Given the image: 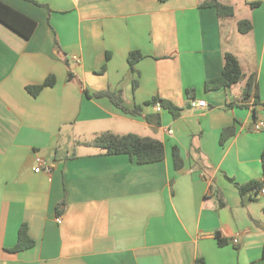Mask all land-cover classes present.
I'll use <instances>...</instances> for the list:
<instances>
[{
  "label": "crops",
  "instance_id": "obj_1",
  "mask_svg": "<svg viewBox=\"0 0 264 264\" xmlns=\"http://www.w3.org/2000/svg\"><path fill=\"white\" fill-rule=\"evenodd\" d=\"M1 1L36 25L24 38L0 21V264H264V194L234 184L263 179L264 128L252 125L264 120V0H218L234 8L223 18L203 0ZM225 52L243 78L206 88ZM49 75L53 85L28 93ZM101 90L140 113L86 94ZM154 96L179 115L144 104ZM106 130L158 138L164 158L139 164L75 142ZM36 156L50 171H34ZM21 224L34 245L10 251Z\"/></svg>",
  "mask_w": 264,
  "mask_h": 264
},
{
  "label": "trees",
  "instance_id": "obj_2",
  "mask_svg": "<svg viewBox=\"0 0 264 264\" xmlns=\"http://www.w3.org/2000/svg\"><path fill=\"white\" fill-rule=\"evenodd\" d=\"M32 1V0H29ZM166 1V0H159ZM251 6H256L259 2L249 3ZM202 7H213L217 15L220 18L231 17L234 14V8L231 5L224 4L218 0H203L199 4ZM0 21L6 26L10 27L16 33L20 34L24 38H29L32 34L36 21L32 18L26 16L20 11L14 9L8 4L0 0ZM237 29L240 33H247L251 29V23L248 19H240L237 22ZM142 53L138 50L130 51L127 55V61L129 64L130 70H134L135 63L142 58ZM109 58V54L106 55V59ZM104 70V66L101 68ZM100 70V71H101ZM243 73L240 69L239 62L237 58L230 52L224 53L223 66L219 76L209 79L205 82L206 88L216 89V88H227L231 85L239 82L243 78ZM73 74L68 71L67 78L71 79ZM255 77L253 74H250L246 83L243 87L242 100H245L250 95L251 86L254 82ZM55 78L53 75L47 76L44 81L37 85H28L26 90L33 96H36L39 91L45 87L53 85ZM133 88L136 86V80L133 79L132 82ZM86 94L94 97L106 96L109 100L120 110L130 114H139L141 107L139 105L134 106L133 108H128L121 96L120 92H113L110 90H101L95 91L91 94ZM156 102L160 103L163 108H167L171 114L175 117L180 113V108L175 106L171 101L159 96H154L151 100H147L144 104H155ZM258 100L254 99L253 103H257ZM149 119V116H147ZM232 129L230 127L224 128L221 133L220 142L223 143L226 138L231 134ZM76 144H81L85 146L96 147L102 150L105 154H128L131 158H134L135 161L139 164L152 163L160 161L164 158V144L163 142L155 137L147 135H139L135 133H114L112 131L106 130L99 133H96L90 140H77ZM173 163L176 169L182 166V159L178 153L176 147L172 149ZM261 166H262V176L264 178V147L261 151ZM232 181L231 178H229ZM239 193H247L250 191L259 190L261 187V182L250 181L245 184H238L234 182ZM65 206V201L62 200L58 203L56 207V214L59 215L63 211ZM220 243H223L222 240H219ZM34 240L28 235L27 226L21 224L17 231V240L13 247L9 248L10 251H21L33 247ZM196 264H204L202 259H197Z\"/></svg>",
  "mask_w": 264,
  "mask_h": 264
},
{
  "label": "built area",
  "instance_id": "obj_3",
  "mask_svg": "<svg viewBox=\"0 0 264 264\" xmlns=\"http://www.w3.org/2000/svg\"><path fill=\"white\" fill-rule=\"evenodd\" d=\"M75 59L77 58L76 56L74 57ZM190 105L191 106H206V101L203 99V100H192L190 102ZM155 107H156V110L157 111H160L162 109V106L160 103L156 102L155 103ZM264 128V120L263 119H257L253 122V125H252V129L255 130V131H259V130H262ZM172 130H168V132H171ZM35 164L36 166L34 167V171H39L42 169V167L44 168L45 171H50V166L48 164L45 163V159L42 158L41 156H36L35 157ZM260 194H264V178L262 179L261 181V187L260 189L258 190ZM57 221H60V217L57 216ZM230 241L233 243V244H237L239 242V236L238 235H235L233 236Z\"/></svg>",
  "mask_w": 264,
  "mask_h": 264
},
{
  "label": "water",
  "instance_id": "obj_4",
  "mask_svg": "<svg viewBox=\"0 0 264 264\" xmlns=\"http://www.w3.org/2000/svg\"><path fill=\"white\" fill-rule=\"evenodd\" d=\"M261 106H263V107H264V105H261Z\"/></svg>",
  "mask_w": 264,
  "mask_h": 264
}]
</instances>
